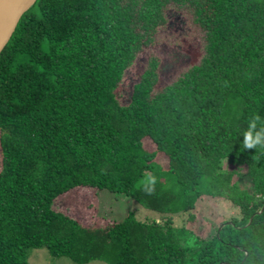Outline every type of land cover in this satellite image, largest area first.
Wrapping results in <instances>:
<instances>
[{
	"label": "trees",
	"instance_id": "1",
	"mask_svg": "<svg viewBox=\"0 0 264 264\" xmlns=\"http://www.w3.org/2000/svg\"><path fill=\"white\" fill-rule=\"evenodd\" d=\"M172 10L199 55L169 70L151 54L125 88ZM18 23L0 52V264L37 248L78 264H264V148L242 146L249 118L264 122V0H35ZM81 185L162 217L54 208ZM203 195L239 210L207 235Z\"/></svg>",
	"mask_w": 264,
	"mask_h": 264
},
{
	"label": "rangeland",
	"instance_id": "2",
	"mask_svg": "<svg viewBox=\"0 0 264 264\" xmlns=\"http://www.w3.org/2000/svg\"><path fill=\"white\" fill-rule=\"evenodd\" d=\"M170 14V21L158 32L156 43L146 50L144 49L137 63L124 74L122 82H124L125 88L133 83L139 74L142 62L146 61V57L151 54H159L164 61L161 66L162 69L167 68L169 70L176 66L180 67L185 62H192L199 55L197 35L200 37V33H194L183 13L172 10ZM125 99H128L126 92ZM146 144L148 147L150 146L149 141ZM53 206L80 221L95 224L109 223L114 218L122 219L129 211L133 212L137 218L148 219H160L163 214L140 205L125 193L96 189L86 185L75 187L63 195L61 194V197L56 198ZM194 211L196 212V218L193 220L195 228L207 235L224 219L238 214L239 210L224 197L203 195L198 199ZM186 216L184 212L176 213L174 214V221L177 223L187 222ZM188 242L191 243L193 240ZM54 256L46 248H37L31 250L29 260L31 264H78L66 256ZM86 264L106 263L100 260H92Z\"/></svg>",
	"mask_w": 264,
	"mask_h": 264
},
{
	"label": "water",
	"instance_id": "3",
	"mask_svg": "<svg viewBox=\"0 0 264 264\" xmlns=\"http://www.w3.org/2000/svg\"><path fill=\"white\" fill-rule=\"evenodd\" d=\"M35 0H0V52L12 36L23 13Z\"/></svg>",
	"mask_w": 264,
	"mask_h": 264
},
{
	"label": "clouds",
	"instance_id": "4",
	"mask_svg": "<svg viewBox=\"0 0 264 264\" xmlns=\"http://www.w3.org/2000/svg\"><path fill=\"white\" fill-rule=\"evenodd\" d=\"M258 124L260 125L258 127ZM244 139L242 141L243 147H259L264 148V122H261L259 115L253 114L248 120V128L243 132ZM154 177L146 175L141 181L144 190L152 191L154 184Z\"/></svg>",
	"mask_w": 264,
	"mask_h": 264
}]
</instances>
